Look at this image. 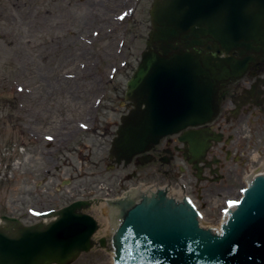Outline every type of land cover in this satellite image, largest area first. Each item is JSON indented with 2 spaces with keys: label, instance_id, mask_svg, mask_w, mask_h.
I'll return each instance as SVG.
<instances>
[{
  "label": "water",
  "instance_id": "95a60500",
  "mask_svg": "<svg viewBox=\"0 0 264 264\" xmlns=\"http://www.w3.org/2000/svg\"><path fill=\"white\" fill-rule=\"evenodd\" d=\"M149 15L146 46L125 89L134 108L111 142L117 163L208 122L218 110L220 84L264 56V0H153ZM159 195L140 204L106 200L110 221L118 211L114 264H264V176L249 184L220 233L204 230L195 212ZM92 202L46 210L39 216L49 219L31 225L2 216L0 264H71L104 247V238L99 244L92 238L98 221L83 211Z\"/></svg>",
  "mask_w": 264,
  "mask_h": 264
},
{
  "label": "rangeland",
  "instance_id": "374dc122",
  "mask_svg": "<svg viewBox=\"0 0 264 264\" xmlns=\"http://www.w3.org/2000/svg\"><path fill=\"white\" fill-rule=\"evenodd\" d=\"M152 2L0 0V217L31 225L40 219L36 212L79 197L120 194L118 170L99 163L108 155L119 103L127 101L126 83L146 46ZM90 117L97 118L91 132ZM78 120L88 129L68 144L47 136L62 122L79 129ZM87 212L99 222L97 233L109 237L107 205ZM111 250L92 248L71 264H113Z\"/></svg>",
  "mask_w": 264,
  "mask_h": 264
},
{
  "label": "flooded vegetation",
  "instance_id": "af4514ba",
  "mask_svg": "<svg viewBox=\"0 0 264 264\" xmlns=\"http://www.w3.org/2000/svg\"><path fill=\"white\" fill-rule=\"evenodd\" d=\"M220 85L216 95L218 111L210 121L159 139L149 150L131 157L128 163L124 160L117 163L111 156V142L121 119L134 107L133 102L121 101L119 124L114 133L110 132L107 157L99 163L107 161L105 169L118 170L114 174V186L120 189V194L83 198H125L122 194L128 191L129 198L123 203L140 204L152 196L158 199L160 192L171 204H183L195 212L198 225L209 227L206 229L214 233L220 232L219 226L207 225L206 221L215 219L218 223L222 216L227 220L229 211L243 198L249 184L256 177L264 176V56L257 58L240 77ZM90 118L91 132L97 118ZM78 121L79 129L72 128L70 121L62 122L57 131H52L53 135L47 136H55L59 145L66 143L78 130L88 129L84 122ZM201 143H205L202 151ZM85 167L87 165L82 168ZM98 172L101 174L102 170ZM92 175L90 171L83 177ZM91 186L95 189V182ZM216 199L220 200V206L210 209L208 202Z\"/></svg>",
  "mask_w": 264,
  "mask_h": 264
},
{
  "label": "bare ground",
  "instance_id": "6f19581e",
  "mask_svg": "<svg viewBox=\"0 0 264 264\" xmlns=\"http://www.w3.org/2000/svg\"><path fill=\"white\" fill-rule=\"evenodd\" d=\"M97 203H94V204H91V206H93V205H96ZM49 218H47L45 221H47ZM202 223H203V221H202ZM205 223V222H204ZM218 223H220V220H219V222ZM218 223L216 224V226H218ZM111 225L113 226L114 224H113V222H111ZM110 225V226H111ZM100 227V226H99ZM98 230H99V228H98ZM97 230V231H98ZM97 231L95 232V235H94V237H92L95 241H96V243H98L99 244V239L100 238H104L105 240H106V236H104V235H101V234H98L97 233ZM109 244H107L106 242H105V246H108ZM111 252H112V254H111V256H112V261H113V257H114V252L111 250Z\"/></svg>",
  "mask_w": 264,
  "mask_h": 264
}]
</instances>
